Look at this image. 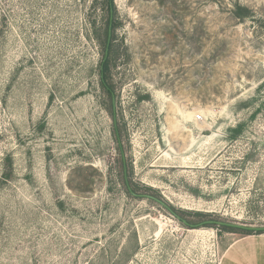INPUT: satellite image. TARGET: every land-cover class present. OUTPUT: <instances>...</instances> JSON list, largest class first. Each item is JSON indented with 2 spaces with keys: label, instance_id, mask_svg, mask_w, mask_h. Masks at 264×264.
Instances as JSON below:
<instances>
[{
  "label": "rangeland",
  "instance_id": "obj_1",
  "mask_svg": "<svg viewBox=\"0 0 264 264\" xmlns=\"http://www.w3.org/2000/svg\"><path fill=\"white\" fill-rule=\"evenodd\" d=\"M100 6L0 0V264H264V0H115L111 94Z\"/></svg>",
  "mask_w": 264,
  "mask_h": 264
},
{
  "label": "trees",
  "instance_id": "obj_2",
  "mask_svg": "<svg viewBox=\"0 0 264 264\" xmlns=\"http://www.w3.org/2000/svg\"><path fill=\"white\" fill-rule=\"evenodd\" d=\"M100 3V9L104 12L105 14V26H104V31H103V39L100 43H101V47L103 52H106V49L108 47L109 49V54H111V52L113 51V33L116 29L115 23L113 21L114 19V15L116 12V7H115V0H94V5L96 7L97 4ZM235 8V16L237 18H239L240 20H244L247 18H254V12H252L251 10H249L247 7L245 6H241L239 4H235L234 6ZM1 35H2V30L0 29V39H1ZM109 43V46H108ZM103 53V54H104ZM104 57V55H103ZM110 69V61L107 58L106 61H103L101 63V85L103 86V88H106V91L111 94V91L109 89V87H107L105 85L106 82V74ZM264 99V98H263ZM253 103V101L251 102ZM250 105V103L248 102H244L243 103V108H247ZM259 108L261 110H264V100L263 102L259 105ZM258 112V111H257ZM245 128H246V123H242L240 125H238L237 127L233 128L231 130V138L232 139H237L239 138L244 132H245ZM249 159V157H248ZM13 171V164L12 161L9 159L8 160V164H7V170L5 171V173L3 174L4 177V181H10L13 177L12 174ZM126 178V176H125ZM126 185H127V181H125ZM134 193H136V190H132ZM129 192V190H128ZM174 215H176V217L179 218V220H181L182 222L186 221V226H196L197 224H194V222L192 220H188L186 217L185 212L183 211H175L173 210ZM197 217H203L202 220H200V224H203L204 226H208V224H210V220L206 219V215L204 214H200V213H196ZM216 229H219V233L222 235L223 232H227V233H239V234H244V235H248V236H253V235H262L264 234V232H258V231H254V230H242V229H235V228H230L227 226H215Z\"/></svg>",
  "mask_w": 264,
  "mask_h": 264
},
{
  "label": "water",
  "instance_id": "obj_3",
  "mask_svg": "<svg viewBox=\"0 0 264 264\" xmlns=\"http://www.w3.org/2000/svg\"><path fill=\"white\" fill-rule=\"evenodd\" d=\"M108 46H109V43H108ZM108 55H109V49L107 47L104 61L107 60ZM128 190H129L130 194H132L133 196H136V197H145V198H148L150 200H154L155 202H157L158 204H160L161 206H163L164 208H166L168 211H170L172 214H174L173 210L170 209V207L167 206V204H165L162 200H159V199H157L155 197H152V196H141V195H137L136 193H134L132 191V189L130 187H128ZM184 224H187L186 221H184ZM210 224H216L218 226H227V227L235 228V229L254 230V231H258V232H264V228H254V227H248V226H242V225L225 224V223H222V222H210ZM191 227L193 228L195 226H191Z\"/></svg>",
  "mask_w": 264,
  "mask_h": 264
},
{
  "label": "crops",
  "instance_id": "obj_4",
  "mask_svg": "<svg viewBox=\"0 0 264 264\" xmlns=\"http://www.w3.org/2000/svg\"><path fill=\"white\" fill-rule=\"evenodd\" d=\"M245 241H246V240H245ZM228 251H229V249L227 250V252H228ZM227 252H226V254H227ZM225 258L227 259L226 255H225ZM226 259H225V260H226ZM232 262H234V261H233V259H231V258H230V259H227L226 262L224 261L225 264H231Z\"/></svg>",
  "mask_w": 264,
  "mask_h": 264
},
{
  "label": "built area",
  "instance_id": "obj_5",
  "mask_svg": "<svg viewBox=\"0 0 264 264\" xmlns=\"http://www.w3.org/2000/svg\"><path fill=\"white\" fill-rule=\"evenodd\" d=\"M198 119H199V117H198Z\"/></svg>",
  "mask_w": 264,
  "mask_h": 264
}]
</instances>
